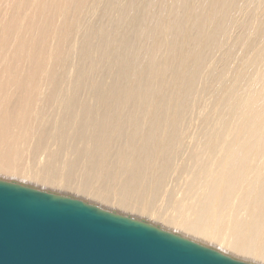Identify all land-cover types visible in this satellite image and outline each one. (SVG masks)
<instances>
[{
	"label": "bare ground",
	"instance_id": "1",
	"mask_svg": "<svg viewBox=\"0 0 264 264\" xmlns=\"http://www.w3.org/2000/svg\"><path fill=\"white\" fill-rule=\"evenodd\" d=\"M264 264V0H0V180Z\"/></svg>",
	"mask_w": 264,
	"mask_h": 264
},
{
	"label": "water",
	"instance_id": "2",
	"mask_svg": "<svg viewBox=\"0 0 264 264\" xmlns=\"http://www.w3.org/2000/svg\"><path fill=\"white\" fill-rule=\"evenodd\" d=\"M0 264H251L73 197L0 180Z\"/></svg>",
	"mask_w": 264,
	"mask_h": 264
},
{
	"label": "rangeland",
	"instance_id": "3",
	"mask_svg": "<svg viewBox=\"0 0 264 264\" xmlns=\"http://www.w3.org/2000/svg\"><path fill=\"white\" fill-rule=\"evenodd\" d=\"M3 180V179H2Z\"/></svg>",
	"mask_w": 264,
	"mask_h": 264
}]
</instances>
